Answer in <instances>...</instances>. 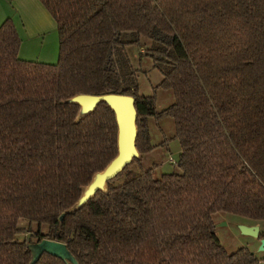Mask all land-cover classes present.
Returning a JSON list of instances; mask_svg holds the SVG:
<instances>
[{
    "label": "trees",
    "instance_id": "obj_1",
    "mask_svg": "<svg viewBox=\"0 0 264 264\" xmlns=\"http://www.w3.org/2000/svg\"><path fill=\"white\" fill-rule=\"evenodd\" d=\"M40 1L57 22L56 63L20 58L14 21L0 26V264H32L35 225L49 226L37 242L67 244L79 264H260L225 248L213 216L264 221V0ZM146 41L157 87L175 96L161 112L126 51ZM107 93L135 97L141 155L155 148L149 118L175 121L179 171L129 172L76 208L116 157L118 126L107 103L82 117L71 99Z\"/></svg>",
    "mask_w": 264,
    "mask_h": 264
},
{
    "label": "crops",
    "instance_id": "obj_2",
    "mask_svg": "<svg viewBox=\"0 0 264 264\" xmlns=\"http://www.w3.org/2000/svg\"><path fill=\"white\" fill-rule=\"evenodd\" d=\"M8 18H11L14 21L19 36L21 38L22 42H21L20 51H22V47L24 43L26 47L29 49L28 52L36 49L37 45L39 44H42V46L45 47L46 45L48 46L49 40L52 37L50 33L54 32L57 28L56 20L53 18V16L49 13V11L46 9V7L42 4L40 0H0V26ZM57 45H59V35H58ZM48 49L49 48L43 49V52L47 54L50 50ZM126 51L131 59V63L134 65L135 68H137L138 71L140 70L138 66L141 65L143 62H147L148 58L151 61V62H147V64L149 63V65H151V73H150L151 83L144 82L143 79H141L139 76L140 94L150 95L153 94L154 91H156V95H157L156 106L158 112H161L164 109L168 108L170 105H172L175 102V96L172 90H163L160 88L156 90L153 89L154 86L153 84H156L157 86L163 80V78H159V80H156L157 79L156 71L158 72L159 70L154 67L153 60L148 56L144 57L140 54L139 56L133 55V51L130 47H127ZM58 55H59V51H58ZM149 129L151 135V142L153 146H155V148L151 152L144 154L143 157L141 158L142 161H146L147 164L151 162L150 161L151 157H157L160 151L166 149V147L168 149L170 141L171 140L173 141L176 138L175 121L170 117H162L160 119H157L156 117H150ZM179 152L181 153V149ZM153 173L155 174V172ZM217 215H219V223H220L218 225L220 226L225 225L226 227L230 228L231 221L229 218L230 217L229 213L218 212L214 214L213 218ZM26 223L27 222L24 220L20 221V225ZM263 224L264 221L256 224L260 226L261 233H263L262 232ZM216 233L218 235L217 228H216ZM258 239L252 237V241H250V246H242V247H248L255 254H257L259 258H264L263 255L259 256L260 254H258L259 251L258 247L259 245H261V241H259Z\"/></svg>",
    "mask_w": 264,
    "mask_h": 264
},
{
    "label": "water",
    "instance_id": "obj_3",
    "mask_svg": "<svg viewBox=\"0 0 264 264\" xmlns=\"http://www.w3.org/2000/svg\"><path fill=\"white\" fill-rule=\"evenodd\" d=\"M135 97L117 93L107 94H78L71 99V102L80 105V114L85 116L93 112L97 106L105 102L114 111L118 126L117 134V155L102 171L97 173L91 183L86 187L80 202L76 208L84 205L99 190L107 191L108 182L116 178L123 170L134 160L140 156L137 148V108L135 105ZM107 185L105 190L103 187ZM245 235L258 239L261 235L259 225H240ZM32 251V264L39 261L44 253L54 255L67 264H79L76 257L69 250L67 244L53 239L45 238L39 242L29 244ZM259 250H264V238H261Z\"/></svg>",
    "mask_w": 264,
    "mask_h": 264
},
{
    "label": "rangeland",
    "instance_id": "obj_4",
    "mask_svg": "<svg viewBox=\"0 0 264 264\" xmlns=\"http://www.w3.org/2000/svg\"><path fill=\"white\" fill-rule=\"evenodd\" d=\"M50 35H52V37L49 40L48 46L46 45V47H45V46H42V44H39V45H37L36 49L31 50L30 52H28L29 49L26 47V45L24 43L23 47H22V51H20V53H19V57L22 59L29 60V61L56 63L59 59V55H58V51H59L58 46L59 45H57L58 44V30H57V28L54 32L50 33ZM125 36L128 39L133 38L132 34H130V33L126 34ZM129 47L132 49L133 55L139 56V54H140V55L146 57V56H148L146 53H147V49L149 47H151V42L146 41L143 48H140L138 45H135V44H131ZM46 48L50 49V50L48 49L49 52L47 54L43 52V49H46ZM147 62H151L149 58H148ZM147 62H143L139 66L137 64V66L140 68V70L137 72V75H138V77L140 76V78L143 79L144 82L151 83V81H150L151 65H149V63L147 64ZM132 67L135 68L134 65H132ZM122 68H123L122 71H123L124 75H127V77H128V73H129L130 69H127V66L125 65V63H122ZM156 73H157V76H156L157 79L156 80H159V78H163V76H162L163 74L160 70L158 72L156 71ZM153 85H152L153 89H155V90L159 89L157 87L159 84L157 86H156V84H153ZM155 93H156V91L153 92V94H155ZM153 94H150V95H153ZM144 96H147V95H144ZM180 149H181L180 141L177 138H175L173 141L172 140L170 141L168 149L166 147V149L160 151V153L157 157H151L150 158L151 162L148 164L146 163V161H142V159H141L144 154L143 155L140 154V156L138 157V158H140V160L138 162L134 163L133 165H131L129 167V169L125 173H123L120 177L115 178L114 184L119 185V184L123 183L129 177V172L138 173V172L143 171L144 169H146V170L152 169L153 172H155L154 175L156 177H161L165 173L178 172L179 168L176 165L177 163L175 164L172 161V159H174L175 162L178 161L179 156H180V152H179ZM229 216H230L229 218L231 221L230 228L226 227L225 225H223V226L218 225V224H220L219 223V215L214 217L215 218V226L217 228L218 236L222 240V242L224 243L225 248L229 252H234L242 246H250V241H252V237L249 235H245L242 232L240 225L248 224V225L252 226V225H256L257 223L251 219H248V218H245V217H242L239 215L229 214ZM25 230H30L31 235L30 236L26 235V237L23 235L24 236L23 239H26V241L27 240H33L34 242H37L38 238L34 235L35 232H37L38 230H41L42 233L47 234L49 232V226L44 225L40 229L35 225V226H32L31 228L28 227ZM262 232L264 233V224L262 225ZM235 235H236V238H235ZM258 240L261 241V239H258ZM259 248H260V245L258 247V250H259ZM258 254H260L259 256H261V255L264 256V250H261V251L259 250ZM261 262H262L261 264H264V258H261Z\"/></svg>",
    "mask_w": 264,
    "mask_h": 264
},
{
    "label": "bare ground",
    "instance_id": "obj_5",
    "mask_svg": "<svg viewBox=\"0 0 264 264\" xmlns=\"http://www.w3.org/2000/svg\"><path fill=\"white\" fill-rule=\"evenodd\" d=\"M103 188L106 190L107 189V185H105ZM86 190H87V188H84V191H86Z\"/></svg>",
    "mask_w": 264,
    "mask_h": 264
},
{
    "label": "built area",
    "instance_id": "obj_6",
    "mask_svg": "<svg viewBox=\"0 0 264 264\" xmlns=\"http://www.w3.org/2000/svg\"><path fill=\"white\" fill-rule=\"evenodd\" d=\"M172 161H173L174 163H176L174 159H172Z\"/></svg>",
    "mask_w": 264,
    "mask_h": 264
}]
</instances>
